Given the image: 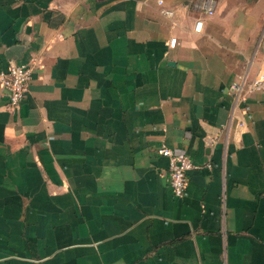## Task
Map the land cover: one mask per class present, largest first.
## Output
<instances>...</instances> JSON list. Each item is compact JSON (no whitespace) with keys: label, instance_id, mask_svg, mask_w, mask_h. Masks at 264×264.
I'll list each match as a JSON object with an SVG mask.
<instances>
[{"label":"crops","instance_id":"0c3cea01","mask_svg":"<svg viewBox=\"0 0 264 264\" xmlns=\"http://www.w3.org/2000/svg\"><path fill=\"white\" fill-rule=\"evenodd\" d=\"M18 63L0 264H264V92L229 88L264 63V0H0ZM160 144L197 165L181 196Z\"/></svg>","mask_w":264,"mask_h":264},{"label":"built area","instance_id":"2783aa9c","mask_svg":"<svg viewBox=\"0 0 264 264\" xmlns=\"http://www.w3.org/2000/svg\"><path fill=\"white\" fill-rule=\"evenodd\" d=\"M156 3L160 6L162 5V0H156ZM160 11L164 15H171V11L168 9L161 8ZM200 27L201 21H194L193 32H199ZM174 44L175 38L170 37L167 41L168 47L172 48ZM30 70V65L24 63L9 64L5 69H0V87L6 92V101L9 107H15L23 98ZM229 88L236 92H241L242 90H259L264 92V63L254 76L248 80H245L243 76H237V79L231 82ZM242 127L241 123L237 124L238 130H241ZM203 139L208 145L213 143V139L208 136ZM156 152L167 158L165 179L172 195L181 196L184 193L186 185V172L196 168L197 165L186 155L174 152L164 144H160L156 148Z\"/></svg>","mask_w":264,"mask_h":264}]
</instances>
